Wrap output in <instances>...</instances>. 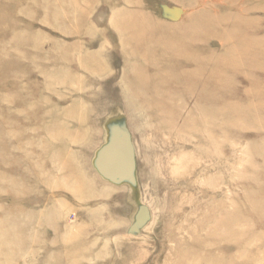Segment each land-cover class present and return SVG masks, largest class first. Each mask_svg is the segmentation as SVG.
<instances>
[{
	"label": "rangeland",
	"instance_id": "1",
	"mask_svg": "<svg viewBox=\"0 0 264 264\" xmlns=\"http://www.w3.org/2000/svg\"><path fill=\"white\" fill-rule=\"evenodd\" d=\"M0 264H264V0H0Z\"/></svg>",
	"mask_w": 264,
	"mask_h": 264
},
{
	"label": "bare ground",
	"instance_id": "2",
	"mask_svg": "<svg viewBox=\"0 0 264 264\" xmlns=\"http://www.w3.org/2000/svg\"><path fill=\"white\" fill-rule=\"evenodd\" d=\"M209 90V89H208Z\"/></svg>",
	"mask_w": 264,
	"mask_h": 264
}]
</instances>
